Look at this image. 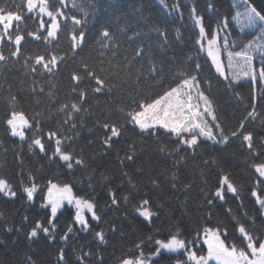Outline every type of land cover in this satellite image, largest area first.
Segmentation results:
<instances>
[{"label":"snow or ice","instance_id":"1","mask_svg":"<svg viewBox=\"0 0 264 264\" xmlns=\"http://www.w3.org/2000/svg\"><path fill=\"white\" fill-rule=\"evenodd\" d=\"M159 2L169 16L183 18L179 0L171 5L166 0ZM237 7L242 11H236L231 20L217 17L206 21L195 4L187 6L195 53L188 55L185 62L163 56L171 43L167 31L160 26L152 25L147 32L134 28L128 34L127 21L117 24L115 31L110 22L101 23L95 38L98 47L93 48L98 59L90 63L81 53L88 46L89 20L95 19L99 11L95 3L89 12L77 0H0V73L22 60L24 75L31 77L29 90L33 97V103L25 106L17 94L23 89L14 92L11 86L5 89L0 85L6 93L0 127L9 139L18 142L13 147L20 149L15 152L20 165L16 174L19 186L0 175V198L15 200L22 194L29 207L39 200V208L45 213L39 218L23 215L19 225L5 221L0 231L21 233L27 227L25 237L29 241L41 236L55 241L62 231L59 239L63 244L87 234L96 247H74L75 264H105L101 249L108 239L100 227L104 220L96 199L98 185L106 189V208L131 206L133 214L148 224L159 217L156 209L162 205L154 206L147 194L139 196L133 174L126 170L145 151V141H151L153 151L171 161V169H165L170 176L165 178L173 189L184 193L192 188L191 182L180 181L181 169L190 158L203 156L209 148L223 151L237 141L246 152L245 163L251 170L249 193L257 206L256 214L244 209L243 203L240 215L230 207L225 210L224 216L232 224L214 213L215 207L226 204L229 196L240 200L243 185H237L221 159L210 154L201 164L204 168L214 167L217 178L214 186L201 188L202 207L206 206L207 211L200 225L187 234L178 224L166 232L157 228L138 237L116 258V264H264V135L249 128L257 120L264 128V7H258L254 0H239ZM77 11L82 15L75 14ZM134 11L138 20L147 19L142 5ZM207 11L215 12L213 0H208ZM232 21L243 37L232 38ZM246 29L253 31L246 33ZM150 33L157 34L158 44H145ZM120 36L134 45L131 51L123 49ZM64 37L68 47L58 51ZM26 38L42 43L45 50L26 55ZM175 39H183L179 30ZM166 65L173 67L166 72ZM65 68L66 98L57 103L55 78ZM245 82L249 86L247 100L238 90ZM221 90L223 94L230 93L242 107L243 114L235 125L227 124L220 115L213 93L220 94ZM98 96L106 97L104 111L99 115V102H89ZM129 129L140 138L139 146L136 140L125 139ZM85 132L90 137L87 144L98 145L90 155L78 144ZM121 142L122 149H116ZM25 145L27 153L46 159L63 169L65 175L75 177L79 171L82 176L67 180L57 174L39 180L23 167ZM113 150L121 181L116 187L112 186L115 177L109 171L99 170V165L93 167L98 158ZM135 173L143 175V169L136 167ZM149 179L153 187H159L157 178ZM203 183L207 185L208 181ZM65 214L69 219L60 229V217ZM110 230L115 233L118 228L113 224ZM23 264L36 261L25 255ZM56 264H68L64 247L58 248Z\"/></svg>","mask_w":264,"mask_h":264},{"label":"trees","instance_id":"2","mask_svg":"<svg viewBox=\"0 0 264 264\" xmlns=\"http://www.w3.org/2000/svg\"><path fill=\"white\" fill-rule=\"evenodd\" d=\"M166 2L171 5L174 0H166ZM179 2L181 4V10L184 12L182 19L176 15L169 16L167 10L162 7L159 0H87V2L86 0H78V3L88 4L86 10L89 12L92 11L91 5L93 3L99 9L95 19H90L87 25L86 30L89 36L88 46L85 47L81 55L88 59L90 63H95L98 56L93 51V48L98 47L95 44V38L100 24L110 22L115 31L117 24L123 25L127 21L129 24L128 34H131L134 28H143L147 32L152 25L160 26L166 30L169 35L171 47L164 50L163 56L167 59L175 57L176 61L185 62V58L188 55H194L195 53V35L192 30L191 21L188 19L187 6L195 4L198 10L204 15L206 21L215 20L217 17H228L231 20V17L235 15L236 11H242V7H237L239 0H213L215 5L214 13L207 11L208 0H179ZM254 2L258 7H264V0H254ZM141 5L143 6V14L147 17L143 21L138 20V13L134 11V9L139 8ZM75 14L82 15L78 11ZM177 30L182 33V40L177 41L175 39ZM229 31L233 34V39L243 36L235 21L231 22ZM119 38L123 43V49L131 51L134 45L128 42L125 36H120ZM148 43H152L153 45L158 44L157 34L150 33V39L145 41V44ZM67 47L68 40L64 37L61 40L58 51L66 50ZM44 50L45 45L26 38V42L23 45V51L26 55L29 53L43 52ZM154 51H157V54H159L158 50L154 49ZM204 60V55L201 54L200 62L203 64ZM22 62L21 60V64ZM21 64H16L6 72L0 73V85H3L5 89L11 86L14 92H17L18 89H23L22 92H17V94L22 104L28 106L33 103V97L29 90L31 77L24 75V69L21 67ZM168 67H173V65H166V72ZM205 68L207 69L206 64ZM67 75L68 69L65 68L55 78L57 84L56 91L58 93L57 103L66 98L65 93L68 88ZM21 81H24V83L22 84ZM248 87V84L245 82L244 86L238 89L246 100L249 95ZM4 95L6 93L0 89V113L4 111L5 107L3 101ZM213 95L216 97L217 103L220 106L222 119L229 125H235L237 123V117L243 114L242 107L237 106L235 99L232 98L230 93L223 94L221 90L220 94L213 93ZM105 100L106 97L104 96H98L94 99L90 98L89 102L93 105H96L97 101L99 102V106L96 108L97 115L104 111ZM54 123L55 121L53 120L52 124ZM88 123L91 126V118L88 119ZM51 126L50 124L49 127ZM249 128L258 132L260 135H264V128H262L259 120L249 125ZM82 136L83 138L78 141V144L84 147L86 155H90L93 151L97 150L98 145L89 146L87 144V140L90 138L87 132L83 133ZM125 139L136 140L138 146L140 144V138L131 129L125 134ZM0 142H2V146H0V175H6L19 186V178L16 174L20 171V165L15 158V152L20 149L13 147L18 142L14 138L9 139L2 127H0ZM122 147L123 142L116 145V149H122ZM144 148L145 151L139 153L136 163L134 165L129 164L126 170L133 174L134 180L139 188V196L147 194L154 206L162 205V207L156 209L159 212V217L154 218L153 222L148 224L142 218L133 214L131 206L121 204L118 209L113 207L106 208L105 204L108 201L106 189L98 185L96 187V199L100 205V213L104 220V223L100 227L104 228L107 232L108 239L107 245L102 246L101 249L105 258V264H116V258L131 247L138 237L153 232L157 228L166 232L168 228L178 224L187 234L200 225L201 217L207 211L206 206L202 207L203 195L201 188L214 186L217 178V170L214 167L211 169L204 168L201 164L202 159L210 154H215L221 159L226 169L232 174L237 185H243L240 200L229 196L226 204L223 206L218 204L215 207L214 213L219 214L226 222L232 224L233 222L224 216L225 210L230 207L235 214L240 215L242 212L240 205L243 203L244 209L256 214L257 206L254 205L249 193L251 183L249 174L251 170L247 168L245 163L246 152L240 148L237 141H233L223 151H220L219 148H209L204 152L203 156L198 155L195 160L190 158L187 161L186 165L181 169L180 181L183 183H192V188L188 193L173 189L169 180L165 178L166 176H170V172L166 173L165 169H171V161L156 154L153 151L154 145L151 141H145ZM5 149H7V152H5ZM97 165H99V170H107L115 177L112 183L113 187L121 183L119 168L115 161V150L106 157L98 158L93 164V167ZM23 167L26 171H32L41 181L57 174H59L60 179L67 180H74L76 177L82 176V173L79 171L75 174V177L65 175L63 169L58 168L56 165H50L46 159L27 153L26 145L24 146ZM136 167L143 169V175H137L135 173ZM201 171L204 173L203 176H201ZM149 177L158 179V188L151 185ZM204 180L208 181L207 185L203 183ZM125 187L127 186L125 185ZM21 197L22 194L15 200L0 198V213H3L4 218L0 220V224L6 221L19 225L23 215H29L32 218H39L45 215L44 211L39 208V200L32 207H29ZM68 219L67 214L60 217V229H63ZM259 223L260 219L258 218L257 224ZM113 224L118 228V231L115 233L110 230ZM93 227H96V225L93 224ZM27 231V227L21 233L13 232L11 234H5L0 231V264H23L25 255H31L36 261V264H56L57 251L60 247H64L65 249L68 264H75L74 247H78L79 245H86L92 248L96 247L95 243L91 242L92 237L87 234H80L78 240H73L69 244H63L59 239L62 231L58 232L55 241H50L43 236L37 240L29 241L25 237Z\"/></svg>","mask_w":264,"mask_h":264}]
</instances>
